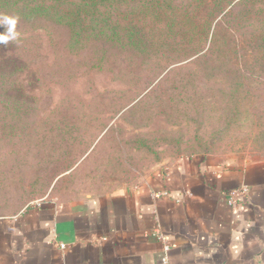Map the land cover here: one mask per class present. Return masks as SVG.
I'll return each instance as SVG.
<instances>
[{"label": "rangeland", "instance_id": "rangeland-1", "mask_svg": "<svg viewBox=\"0 0 264 264\" xmlns=\"http://www.w3.org/2000/svg\"><path fill=\"white\" fill-rule=\"evenodd\" d=\"M33 33L28 68L20 79L29 94L42 99L39 120L49 123L0 128V216L42 202L83 200L136 187L188 159L230 167L264 158V81L246 84L249 95L243 99L237 93L236 106L226 109L222 104L234 96L235 84L210 80L206 88L223 91H206L202 97L196 95L201 84L191 82L190 103L184 105L178 102L183 95L172 94L173 101L165 97L178 84L162 79L167 70L135 84L127 95V83L111 71L94 69V44L72 53L66 28L47 24ZM239 40L237 55H247L245 64V37ZM111 89L115 91L104 93ZM201 102L208 113L217 108L209 120L205 112L196 114ZM63 117L76 128H49L64 122Z\"/></svg>", "mask_w": 264, "mask_h": 264}, {"label": "trees", "instance_id": "trees-1", "mask_svg": "<svg viewBox=\"0 0 264 264\" xmlns=\"http://www.w3.org/2000/svg\"><path fill=\"white\" fill-rule=\"evenodd\" d=\"M47 24L69 31L67 47L72 53L94 44V69L111 71L113 78L127 83V95L135 84L167 70L162 79L180 86L165 97L173 101L172 94L183 95L178 102L184 105L190 103L191 82L201 84L196 95L202 97L206 91H223L206 88L210 80L235 84L234 96L222 104L226 109L236 106L237 93L243 99L249 95L246 84L264 81V0H0V128L49 123L39 120L42 99L29 94L20 79L28 68L33 31ZM242 36L252 64H242L247 55H237ZM201 103L196 114L205 112L209 120L217 108L208 113ZM64 118L49 128H76Z\"/></svg>", "mask_w": 264, "mask_h": 264}, {"label": "crops", "instance_id": "crops-1", "mask_svg": "<svg viewBox=\"0 0 264 264\" xmlns=\"http://www.w3.org/2000/svg\"><path fill=\"white\" fill-rule=\"evenodd\" d=\"M243 185L249 195L231 207ZM261 244L264 158L188 159L136 187L0 216V264H243Z\"/></svg>", "mask_w": 264, "mask_h": 264}, {"label": "built area", "instance_id": "built-area-1", "mask_svg": "<svg viewBox=\"0 0 264 264\" xmlns=\"http://www.w3.org/2000/svg\"><path fill=\"white\" fill-rule=\"evenodd\" d=\"M249 193H250V189L246 185H243V186H241L239 188H235L233 190H230L228 192V203H229V205L231 207H234V206L238 205L241 200L247 198ZM178 201H180V200H178ZM158 238L161 241L165 242V237H164V235L161 232H158ZM61 248H65V245L62 244ZM167 248H168V245H166V249Z\"/></svg>", "mask_w": 264, "mask_h": 264}, {"label": "water", "instance_id": "water-1", "mask_svg": "<svg viewBox=\"0 0 264 264\" xmlns=\"http://www.w3.org/2000/svg\"><path fill=\"white\" fill-rule=\"evenodd\" d=\"M222 264H227V262ZM243 264H264V244L254 250Z\"/></svg>", "mask_w": 264, "mask_h": 264}]
</instances>
